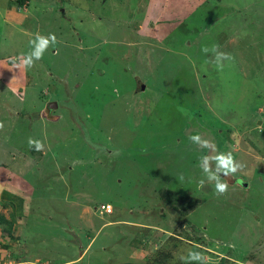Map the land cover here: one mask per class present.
<instances>
[{"label": "rangeland", "instance_id": "rangeland-1", "mask_svg": "<svg viewBox=\"0 0 264 264\" xmlns=\"http://www.w3.org/2000/svg\"><path fill=\"white\" fill-rule=\"evenodd\" d=\"M49 33L31 69L11 63ZM0 123L48 243L17 260L264 264V0H0ZM196 134L245 165L222 196Z\"/></svg>", "mask_w": 264, "mask_h": 264}, {"label": "clouds", "instance_id": "clouds-1", "mask_svg": "<svg viewBox=\"0 0 264 264\" xmlns=\"http://www.w3.org/2000/svg\"><path fill=\"white\" fill-rule=\"evenodd\" d=\"M58 43L57 37L54 33L47 35L37 34L33 39L29 41L30 51L19 57L11 58V63L15 67H23L25 70L31 69L36 61L43 58V55L49 48H54ZM201 51L204 53H213V63L218 71H222L225 67V62H231L234 57L229 53L219 51L218 46L213 45L211 48L203 46ZM0 128H3V123H0ZM189 140L200 148L209 149L216 154L204 155L200 157V168L205 174L207 182L214 185V193L216 196H222L229 190V185L221 177L235 176L238 171L245 168V165L235 160L233 155L229 153L217 152L215 144L203 138L200 134L190 135ZM28 145L30 148H34L36 151L43 150V144L40 140L33 138L28 139ZM210 161H214V168L210 166ZM238 183L243 184L242 180H238ZM205 183L204 179L200 180V184ZM2 191V189H0ZM185 261H195L196 264H206L204 255L201 251L189 250L187 257H181Z\"/></svg>", "mask_w": 264, "mask_h": 264}, {"label": "crops", "instance_id": "crops-1", "mask_svg": "<svg viewBox=\"0 0 264 264\" xmlns=\"http://www.w3.org/2000/svg\"><path fill=\"white\" fill-rule=\"evenodd\" d=\"M9 10L7 9L8 12ZM15 180L18 179L9 174V171L0 164V189H2L0 191V264H31L37 262V259L17 260L18 250L27 253L33 249L36 252L40 249L38 248L39 245L47 248L48 243L44 237L41 238L40 236V241L43 243L36 244V239H38L37 228L27 226L28 216H30L29 206L33 196L29 189L23 188ZM40 218H43L41 214ZM28 255L31 256L30 253ZM75 261V259H70L67 262L49 263L71 264ZM43 262L38 263L46 264L47 261L44 260Z\"/></svg>", "mask_w": 264, "mask_h": 264}, {"label": "built area", "instance_id": "built-area-1", "mask_svg": "<svg viewBox=\"0 0 264 264\" xmlns=\"http://www.w3.org/2000/svg\"><path fill=\"white\" fill-rule=\"evenodd\" d=\"M99 211L109 212L110 211V205L109 204H100L99 205ZM239 264H241V263H239Z\"/></svg>", "mask_w": 264, "mask_h": 264}, {"label": "trees", "instance_id": "trees-1", "mask_svg": "<svg viewBox=\"0 0 264 264\" xmlns=\"http://www.w3.org/2000/svg\"><path fill=\"white\" fill-rule=\"evenodd\" d=\"M114 264H139V263H136V262H133V261H128V262L125 261V262H118V263H114Z\"/></svg>", "mask_w": 264, "mask_h": 264}, {"label": "water", "instance_id": "water-1", "mask_svg": "<svg viewBox=\"0 0 264 264\" xmlns=\"http://www.w3.org/2000/svg\"><path fill=\"white\" fill-rule=\"evenodd\" d=\"M140 88H141V89L143 88V85H142V84L140 85ZM52 103H53V102H52ZM49 104H50V103H49ZM52 105L54 106V105H55V103H54V104H52Z\"/></svg>", "mask_w": 264, "mask_h": 264}]
</instances>
